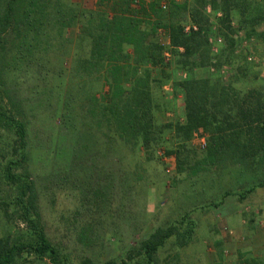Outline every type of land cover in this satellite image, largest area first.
<instances>
[{
    "label": "rangeland",
    "instance_id": "374dc122",
    "mask_svg": "<svg viewBox=\"0 0 264 264\" xmlns=\"http://www.w3.org/2000/svg\"><path fill=\"white\" fill-rule=\"evenodd\" d=\"M139 1L144 12L135 18L143 28L157 22L161 26L171 4L190 0H167L166 9L160 7V0ZM71 2L77 4L81 22L87 19L88 11L96 19L104 13L127 14L137 8H133L137 3L132 0ZM233 2L230 25L241 37L242 53L235 58L222 57L219 68L195 66L193 71L196 76L210 77L215 94L221 87H229L253 106L255 95L250 91H257L264 105V0ZM205 9L217 23L221 12H211L209 6ZM255 16L262 17L255 23L260 30L247 37ZM182 21V26L192 23L188 14ZM77 28L69 29L71 34L65 42L36 50L27 67L19 58L12 60L19 63L11 64L4 77L28 126V166L50 240L70 251L75 261L90 256L96 264L120 262L156 227L177 225L180 234L168 238L155 264H264V185L259 186L264 181V164L209 163V133L202 128L195 129L188 141L172 128H165L149 151L140 144L106 143V125L97 124L96 113L89 110L92 94L93 99L103 101L108 87L95 71L75 69V59L86 58L90 51V39ZM158 29L163 56L169 54L170 65L158 92L163 106L156 112L155 121L157 125L174 124L182 122L184 114L183 94L174 83L187 74L171 66L169 39ZM211 37H217L216 33ZM63 76L71 77L76 86L67 110L71 120L62 114L59 100ZM15 138L11 130L0 128V147L12 145ZM0 188L6 190L8 186L0 183ZM83 228L88 235L85 244L78 238ZM16 231L0 213V236ZM252 251L259 254L255 256Z\"/></svg>",
    "mask_w": 264,
    "mask_h": 264
},
{
    "label": "trees",
    "instance_id": "16d2710c",
    "mask_svg": "<svg viewBox=\"0 0 264 264\" xmlns=\"http://www.w3.org/2000/svg\"><path fill=\"white\" fill-rule=\"evenodd\" d=\"M233 1L190 0V3L171 4L166 10L162 28L170 43L171 66L187 74L174 83L183 94L184 114L182 122L157 125L155 115L163 106L158 92L170 64L163 56L157 34L161 22L141 28L135 18L144 12L142 1L132 0L137 3L133 8H137L127 14L104 13L93 19L88 11L87 19L81 22L77 4L71 0H0V128L11 130L16 137L12 145L7 143L0 147V183L8 186L6 190L0 188V213L17 229V233L0 236V264H33L36 261L96 264L90 256L75 261L70 251L55 244L46 234L37 186L28 166V126L20 103L4 83L5 73L16 62L12 60L19 58L20 64L27 67L36 50L68 40L69 29L73 26L78 25L77 30L90 39L89 54L86 58L75 59V69L95 71L97 78L108 87L103 101L93 99L95 95L92 94L89 110L96 113L93 117H98L97 124L104 122L106 125V143L140 144L148 150L159 141L165 128H172L177 136L187 141L195 129L202 128L209 133L206 148L209 163L256 167L264 164L261 93L250 91L255 95V103L250 106L229 87H221L220 93L215 94L210 77L196 76L193 71L195 66L219 68L222 62L218 60L222 57L235 58L242 53L239 51L241 37L230 25ZM207 6L211 12H221L217 23L212 21L211 13L205 11ZM186 14L197 26L196 30L184 31L182 20ZM258 16L251 19L245 36L256 32L252 27L261 20ZM213 33L222 38L214 53L211 51L213 43L209 42ZM241 57L246 60L245 56ZM62 85L63 95L59 99L62 114L71 120V111L67 110L76 86L68 76L62 77ZM262 185L264 181L259 182V186ZM178 230L177 225L158 226L128 251L126 259L107 260L103 264H155L159 249L168 238L178 236ZM78 238L86 243V228L79 231Z\"/></svg>",
    "mask_w": 264,
    "mask_h": 264
},
{
    "label": "built area",
    "instance_id": "2783aa9c",
    "mask_svg": "<svg viewBox=\"0 0 264 264\" xmlns=\"http://www.w3.org/2000/svg\"><path fill=\"white\" fill-rule=\"evenodd\" d=\"M167 6H168L167 0H160V7L161 8L166 9ZM183 29H184L185 32H189L191 29L196 30L197 29V26L195 24L191 23V24H188V25L183 26ZM158 32L160 34H163L164 33L163 29H161V28L158 29ZM209 42L214 43L215 45L216 44H220L222 42V38L220 36L210 37L209 38ZM214 44H213L212 49H213L214 52H217V49L214 47ZM164 56H165L166 60L169 59V54L167 52L164 53ZM247 58H248V60L252 59L251 56H248Z\"/></svg>",
    "mask_w": 264,
    "mask_h": 264
},
{
    "label": "crops",
    "instance_id": "0c3cea01",
    "mask_svg": "<svg viewBox=\"0 0 264 264\" xmlns=\"http://www.w3.org/2000/svg\"><path fill=\"white\" fill-rule=\"evenodd\" d=\"M231 24H232V22H231ZM257 24H254V26L252 27L255 31H259L260 30V27H258V26H256ZM166 37H167V35H165ZM168 38V37H167ZM257 247H259L258 245H257ZM252 253L255 255V256H257L259 253H258V251H252Z\"/></svg>",
    "mask_w": 264,
    "mask_h": 264
}]
</instances>
